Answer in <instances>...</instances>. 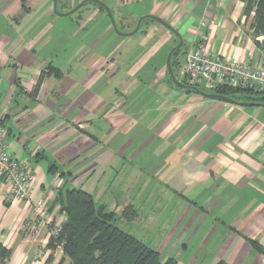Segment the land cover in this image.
I'll list each match as a JSON object with an SVG mask.
<instances>
[{
	"label": "crops",
	"instance_id": "0c3cea01",
	"mask_svg": "<svg viewBox=\"0 0 264 264\" xmlns=\"http://www.w3.org/2000/svg\"><path fill=\"white\" fill-rule=\"evenodd\" d=\"M84 1L58 0L57 11ZM100 1L123 34L149 15L177 34L146 18L120 35L94 2L65 16L53 0H0V121L9 150L37 177L29 200L0 184L6 264H71L48 244L51 226L66 221L59 194L72 188L165 260L264 264V104L207 98L176 85L167 68L178 36L181 82L179 68L204 39L259 66L254 13L247 19L240 0ZM42 198L49 217L37 220ZM129 208L132 220L121 217Z\"/></svg>",
	"mask_w": 264,
	"mask_h": 264
},
{
	"label": "trees",
	"instance_id": "16d2710c",
	"mask_svg": "<svg viewBox=\"0 0 264 264\" xmlns=\"http://www.w3.org/2000/svg\"><path fill=\"white\" fill-rule=\"evenodd\" d=\"M240 1L245 3L244 15L247 19L254 13L251 24L254 35L264 36V0ZM180 50L173 55H179ZM182 82L191 91L198 89L185 79ZM211 93L224 95L235 101L264 104V94L250 91L218 88ZM2 124L4 125L3 122ZM51 171H56L55 166L51 167ZM58 203L66 221L61 224L62 229L58 236L50 239L48 248L55 250L61 247L71 264H179L173 258L165 260L159 251L122 230L117 224L118 214L98 205L93 195L87 191L67 189L59 194ZM135 216L132 208L121 214V217L128 220ZM251 244L255 249L262 250L258 243L252 241ZM8 257L9 251L0 244V264H6ZM63 263L64 261L60 264Z\"/></svg>",
	"mask_w": 264,
	"mask_h": 264
},
{
	"label": "built area",
	"instance_id": "2783aa9c",
	"mask_svg": "<svg viewBox=\"0 0 264 264\" xmlns=\"http://www.w3.org/2000/svg\"><path fill=\"white\" fill-rule=\"evenodd\" d=\"M180 74L197 88L212 91L231 88L264 94V60L259 66H255L250 60L228 59L214 53L205 39L188 52ZM6 136L7 129L0 121V184L8 188L12 199L29 200L37 180L36 174L29 168L27 160H19L12 154L6 143ZM47 208V200L40 199L34 208L35 219L48 218ZM61 229V223H54L50 228V237L58 236Z\"/></svg>",
	"mask_w": 264,
	"mask_h": 264
},
{
	"label": "water",
	"instance_id": "95a60500",
	"mask_svg": "<svg viewBox=\"0 0 264 264\" xmlns=\"http://www.w3.org/2000/svg\"><path fill=\"white\" fill-rule=\"evenodd\" d=\"M54 1V6H55V12L58 14V15H65V16H69V15H72L73 13H75L77 10H79L86 2H94V3H97L99 5H101L108 13L111 21H112V24L114 26V29L117 33H119L120 35H133V34H136L140 28V25L142 23L143 20H145L146 18H150V19H153V20H156L157 22H159L160 24H162L163 26H165L167 29L171 30L172 32H174L175 34H177L174 29L168 24L166 23L164 20H162L161 18H158L156 16H153V15H149V16H144L142 18H140L139 22H138V25L137 27L135 28V30L129 34H123L121 33L118 28H117V25H116V22H115V19L112 15V12L110 10V8L105 5L103 2H101L100 0H85L84 2H82L81 4H79L77 7H75L71 12L67 13V14H60L58 11H57V1L58 0H53ZM179 37V44L173 48L168 56V59H167V68H168V71L174 81V83L182 88H187L188 86L186 84H184L183 82H181L180 80H178V78L176 77V75L174 74V71H173V68H172V56L174 54V52H176L177 50L181 49V47L183 46V39ZM197 93H199L200 95L202 96H205L207 98H210V99H221L223 101H226V102H231V103H237V104H240L242 106H249V105H254V104H251V103H240L238 101H235L234 99L232 98H229L227 96H224V95H219V94H212V93H205L203 91H201L200 89H196L195 90Z\"/></svg>",
	"mask_w": 264,
	"mask_h": 264
},
{
	"label": "rangeland",
	"instance_id": "374dc122",
	"mask_svg": "<svg viewBox=\"0 0 264 264\" xmlns=\"http://www.w3.org/2000/svg\"><path fill=\"white\" fill-rule=\"evenodd\" d=\"M133 31H134V30H132V32H133ZM130 33H131V32H130ZM178 44H179V43H178ZM178 44H177V45H178ZM177 45H176V46H177ZM181 49L184 51L185 46L181 47ZM200 90L203 91V92H205V93H211V91L206 90V89H204V88H200Z\"/></svg>",
	"mask_w": 264,
	"mask_h": 264
}]
</instances>
